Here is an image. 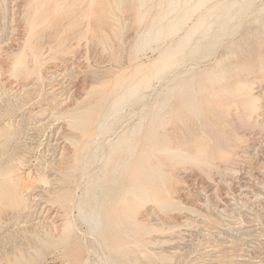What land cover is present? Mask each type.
Returning <instances> with one entry per match:
<instances>
[{
  "label": "bare ground",
  "instance_id": "bare-ground-1",
  "mask_svg": "<svg viewBox=\"0 0 264 264\" xmlns=\"http://www.w3.org/2000/svg\"><path fill=\"white\" fill-rule=\"evenodd\" d=\"M138 1V21L142 22L148 8L141 7L147 0ZM256 1L161 0L158 15L137 33L135 49L158 48L155 58L116 71L87 62L80 77L75 51L83 45L80 56L88 58L87 42L92 39L111 47L104 25L119 38L124 24L115 14L105 15L114 13L113 4L120 10L123 0H22L13 12L23 21V30L5 48L7 70L13 76L36 73L42 78L46 58L56 59L73 89L58 99L64 89L56 92L50 87V95L42 97L44 105L36 113L48 112L52 119L61 120L59 134L66 146L58 157L40 159L36 175L20 174L23 160L7 150L16 134L11 124L0 127V215L9 208H28L26 192L36 186L34 182L43 186L61 212L59 224L35 221L27 253L20 250L12 259L7 257L5 264H30L44 250L65 256L71 264H87L75 231L77 223L85 224L104 249V258L94 264H113V254L146 255V246L140 247L142 234L151 230L146 218H140L145 206L152 204L169 218V213L183 207L172 192L179 182L177 169L195 166L208 179L213 169L221 171L233 159L234 147L243 140L238 127L254 123L259 95L254 94L252 83L264 73V53L228 64L220 55L197 69L193 61L212 56L244 17L253 14L255 22L264 17V1L255 7ZM57 25L63 26L51 43L46 38L48 29ZM261 25L264 28V20ZM247 32L264 38V32L256 28ZM250 44L245 41L243 50L247 52ZM51 67L49 72L58 71ZM126 109L142 113L129 126L114 130Z\"/></svg>",
  "mask_w": 264,
  "mask_h": 264
},
{
  "label": "rangeland",
  "instance_id": "rangeland-1",
  "mask_svg": "<svg viewBox=\"0 0 264 264\" xmlns=\"http://www.w3.org/2000/svg\"><path fill=\"white\" fill-rule=\"evenodd\" d=\"M160 1L147 0L141 7V10L148 8L142 22L138 21V0H123L120 10L113 4L114 13L105 16L110 18L115 14L119 18V24H124L121 36L115 38L109 25L105 24L104 29L109 34L111 47L102 46L97 40H89L88 58L85 59L79 53L85 51L84 46L81 45L73 55L76 62L81 65L77 74L80 77L83 75L82 69H86L87 62L97 66H110L116 71L121 68L130 70L137 63L148 64L155 58L158 48H146L138 52L135 49L138 47L139 34L149 25L152 18L158 15ZM263 1L257 0L255 7ZM21 2L22 0H4L3 8H0V127L11 124V129L16 135L7 150L23 160V166L19 170L21 175L30 171L34 176L39 163L44 160L42 158L56 156L66 146L65 139L59 134L62 130L59 127L61 120L52 119L48 112L36 113L44 105L42 97L46 94L50 95L51 87L56 92L64 89L58 94V99H63L73 87L69 82L70 78L56 59L46 58L41 67L42 78H37L36 73L29 74L26 78L13 76L7 70L10 62L5 48L9 43H15L16 37H20L23 30V21L18 18L16 12H13ZM105 16L102 22L105 21ZM246 17L231 35L220 42L212 56L196 58L193 61L195 69L210 65L214 57L220 55H225L224 63L228 64L240 63L246 57H255L264 53V42H262L264 38L255 37L254 34L247 32L248 28H256L258 32H264L261 25L264 17L262 15L257 22L253 20V14ZM110 22L118 23L111 20ZM61 26L63 25L48 29L49 34L46 38L51 43H55L59 37L57 33L61 30ZM95 32L99 34L97 29ZM173 37L176 36L169 39ZM245 41L251 42L247 52L243 50ZM51 65H55L58 71L49 72L52 69ZM254 78L252 90L255 95H259V106L252 116L254 123L238 127L243 140L234 147L233 159L223 164L221 171L213 169L209 176L211 178L208 179L195 166L189 167V170L186 169L188 167L177 169L179 182L174 184L172 192L183 207L173 210L168 218L154 209L152 204H147L140 214V218H146L147 225H150L151 229L149 233L142 234L140 247L146 246V255L113 254L111 263L264 264V73ZM40 91L41 95L38 97ZM137 108L136 106L133 109ZM129 111L126 109L125 117L120 123L115 124L114 130L129 126L142 113L133 114ZM231 118L234 120L233 110ZM51 171L46 172L49 178L52 176L49 174L52 173ZM186 177L188 178L185 179ZM35 183L36 186L31 187L30 192H26L28 208L16 210L9 208L0 215V264H5L7 257L12 259L14 254L20 253V250L27 253L28 247L32 245L35 221L40 220L41 224H45V220L55 224L61 221L59 208L51 204L49 194L43 186H40L39 182ZM143 214L145 216H142ZM77 226L78 229L75 231L82 255L87 260V264L97 263L104 258L102 245L94 240L85 224L77 223ZM39 228L43 231V227ZM30 264L71 263L65 256L44 250V255Z\"/></svg>",
  "mask_w": 264,
  "mask_h": 264
}]
</instances>
